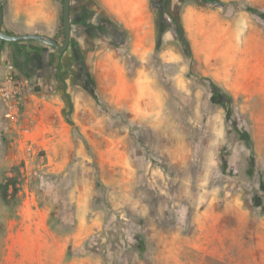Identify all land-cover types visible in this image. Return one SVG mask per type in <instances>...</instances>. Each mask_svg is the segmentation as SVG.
Returning <instances> with one entry per match:
<instances>
[{"label":"rangeland","instance_id":"rangeland-1","mask_svg":"<svg viewBox=\"0 0 264 264\" xmlns=\"http://www.w3.org/2000/svg\"><path fill=\"white\" fill-rule=\"evenodd\" d=\"M47 2L58 12L35 29L62 34L63 0ZM85 2L71 0V41ZM152 2V63L49 64L53 76L20 73L19 116L0 105V186L20 190L6 203L0 189V260L264 264V0Z\"/></svg>","mask_w":264,"mask_h":264},{"label":"crops","instance_id":"crops-1","mask_svg":"<svg viewBox=\"0 0 264 264\" xmlns=\"http://www.w3.org/2000/svg\"><path fill=\"white\" fill-rule=\"evenodd\" d=\"M0 1L4 8L3 30L5 33L9 35L42 34L63 43L64 36L59 28L60 23L52 32L35 29L39 22L52 21V15L58 12L57 8L46 10L49 5L48 0H16L18 6L13 13L19 17L18 19L21 16L24 17L23 25L15 24V20L9 16L6 2ZM83 9L86 10V15L94 17L93 22H90L92 27L98 26L99 21H104L103 17L115 23L119 33L122 34L120 48L114 47L106 39L99 38L96 32L92 35L88 27L85 32H80L78 29L76 40L71 41L64 53H59L55 48L36 41L10 43L0 39L1 69L19 76L22 75L20 73H25L35 78L53 76V68H57L59 72L61 70L65 75L69 68H75L81 74L83 67L89 70L123 68L122 59L125 58L123 56L125 52L131 53L140 61L152 63L151 59L155 50V15L152 0H86ZM107 44L110 46L108 47ZM49 64L53 68H49ZM7 248L10 252L12 247L7 246ZM19 251L22 252V248ZM0 264H10L8 257L0 260Z\"/></svg>","mask_w":264,"mask_h":264},{"label":"water","instance_id":"water-1","mask_svg":"<svg viewBox=\"0 0 264 264\" xmlns=\"http://www.w3.org/2000/svg\"><path fill=\"white\" fill-rule=\"evenodd\" d=\"M4 24V8L0 1V39L10 43H19L25 41H36L43 43L49 47L55 48L59 53H64L70 46L72 39V23H71V0H63V28L64 41L59 43L55 39L42 34H24L9 35L3 30Z\"/></svg>","mask_w":264,"mask_h":264},{"label":"built area","instance_id":"built-area-1","mask_svg":"<svg viewBox=\"0 0 264 264\" xmlns=\"http://www.w3.org/2000/svg\"><path fill=\"white\" fill-rule=\"evenodd\" d=\"M27 82L18 74L0 67V105L8 119L14 120L26 96Z\"/></svg>","mask_w":264,"mask_h":264},{"label":"trees","instance_id":"trees-1","mask_svg":"<svg viewBox=\"0 0 264 264\" xmlns=\"http://www.w3.org/2000/svg\"><path fill=\"white\" fill-rule=\"evenodd\" d=\"M152 7H153V9L155 8L153 2H152ZM62 24H63V17H62ZM62 34L64 35V28L62 29ZM181 43H182L183 47L185 48V50L187 51V55L191 56L187 41L182 38ZM212 86H213L214 98H219L223 94L226 95L224 90L220 86L215 84L214 82H212ZM226 97H228V96L226 95ZM228 99H229V101H231V98L228 97ZM242 137H243L244 141L247 143L248 148L253 151L254 143H253V140H252L250 134L247 132H244L242 134ZM0 189H1V197H2L3 201L6 203L9 202L15 196H18L19 191H20L18 188V182L16 179H9L6 183L1 184Z\"/></svg>","mask_w":264,"mask_h":264},{"label":"flooded vegetation","instance_id":"flooded-vegetation-1","mask_svg":"<svg viewBox=\"0 0 264 264\" xmlns=\"http://www.w3.org/2000/svg\"><path fill=\"white\" fill-rule=\"evenodd\" d=\"M162 1V0H161ZM168 2H164L165 5H167ZM164 9V7H163ZM86 11V10H85ZM79 31L80 32H85L87 27L90 29L91 34L93 35L94 32L98 34V37L101 39H106L108 42H111L114 40V38H117V33H118V27L116 26V29L112 27V25H109L106 23V21H99V25L92 27L90 22H93L94 17L93 16H88L85 13H83L82 17L79 19ZM164 22V19H163ZM165 23V22H164ZM166 24V23H165ZM168 32L170 33L171 36H175V38H181V31L178 28H175L173 26H168L167 27ZM73 37V33H72ZM181 40V39H180ZM115 42V41H114Z\"/></svg>","mask_w":264,"mask_h":264}]
</instances>
